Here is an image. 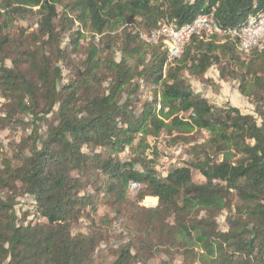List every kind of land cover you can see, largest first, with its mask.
<instances>
[{
  "label": "trees",
  "instance_id": "16d2710c",
  "mask_svg": "<svg viewBox=\"0 0 264 264\" xmlns=\"http://www.w3.org/2000/svg\"><path fill=\"white\" fill-rule=\"evenodd\" d=\"M263 11L264 0H0V132L22 134L0 159V264H264V49L194 36L168 61L138 37L200 15L239 29ZM212 67L253 116L193 92L186 75L212 84ZM162 135L191 157L165 176ZM24 197L32 211L18 216Z\"/></svg>",
  "mask_w": 264,
  "mask_h": 264
},
{
  "label": "built area",
  "instance_id": "2783aa9c",
  "mask_svg": "<svg viewBox=\"0 0 264 264\" xmlns=\"http://www.w3.org/2000/svg\"><path fill=\"white\" fill-rule=\"evenodd\" d=\"M215 38L222 41L225 37L235 38L238 42L239 51L242 54H251L253 51L264 49V11L258 14H251L246 18L245 23L239 29H222L214 20L212 15L197 16L191 23L176 27L172 24L162 23L151 32L140 31L139 40L148 45L163 46V50L168 53V61L178 59L184 47L192 37ZM128 154L126 149L119 158ZM151 158L149 154H146ZM162 165L165 167L180 168L188 162L186 154L180 159H170L167 154L162 157ZM139 191L138 184L130 182L126 188V195L135 196Z\"/></svg>",
  "mask_w": 264,
  "mask_h": 264
},
{
  "label": "rangeland",
  "instance_id": "374dc122",
  "mask_svg": "<svg viewBox=\"0 0 264 264\" xmlns=\"http://www.w3.org/2000/svg\"><path fill=\"white\" fill-rule=\"evenodd\" d=\"M31 29L36 28L35 21L33 19H30L28 23L24 26ZM7 66H9V62H6ZM216 67H212L206 74V77L209 78L212 82V84H207L204 82H200L197 79L186 75L185 80L189 83L191 86L193 92L200 94L202 97L207 99L210 104L222 107L226 104L232 106L233 108L238 109L243 115H254V105L252 102L244 97H242L237 89V84L235 82L231 81H218L217 79V71ZM4 100L0 98V114H1V106L4 104ZM42 131H45V128L42 126ZM22 137V134L20 132H14L11 129H6L0 132V159L1 157L10 156L9 151V143L12 141L19 142L20 138ZM200 140L204 139V136H197ZM165 137L162 135L160 138L154 143L158 146L159 149V155L156 161V170L159 173V175L165 176L171 167H165L162 165V157L167 154V156L170 159H180L181 155L186 154L189 158H191L189 155H187V147L186 146H176V147H165ZM124 157V156H123ZM187 164V162L185 163ZM186 166V165H185ZM192 178L195 183H202L203 179L196 171H192ZM138 194V193H137ZM137 194L135 196L129 197L126 195L127 199L132 203L134 202V199L136 198ZM148 200V199H147ZM144 200L139 205L144 208H151L155 205L156 201L154 199ZM155 202H154V201ZM19 204L16 206V211L18 213V216H21L22 213L25 212H31L32 211V199L29 197H24L22 199L18 200ZM107 213V210L104 208H100V215ZM31 218V217H29ZM85 225V224H84ZM114 229L120 230V225L118 222L113 224ZM219 226L220 229H225V221L224 217L219 218ZM85 226L82 227V230H84ZM80 230V229H79ZM78 229L75 230L77 232ZM112 242L109 243L110 246H113L114 244H117L121 241L117 237V234L111 237ZM115 242V243H114ZM101 248H105V245L103 244ZM178 263H180L178 261Z\"/></svg>",
  "mask_w": 264,
  "mask_h": 264
}]
</instances>
